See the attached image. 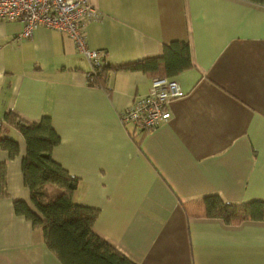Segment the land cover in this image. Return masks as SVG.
Wrapping results in <instances>:
<instances>
[{"label": "crops", "instance_id": "1", "mask_svg": "<svg viewBox=\"0 0 264 264\" xmlns=\"http://www.w3.org/2000/svg\"><path fill=\"white\" fill-rule=\"evenodd\" d=\"M91 63L65 33L44 26L18 38L0 19V264H62L40 227L14 211L34 210L21 169L23 135L5 119L48 116L60 141L51 156L77 178L76 203L96 208L92 231L137 264H264V221L228 225L202 213V199L264 200V4L245 0H89ZM185 41L191 67L173 77L183 91L171 117L141 132L119 114L154 77L111 66L158 56ZM21 142L23 145L21 146Z\"/></svg>", "mask_w": 264, "mask_h": 264}, {"label": "trees", "instance_id": "2", "mask_svg": "<svg viewBox=\"0 0 264 264\" xmlns=\"http://www.w3.org/2000/svg\"><path fill=\"white\" fill-rule=\"evenodd\" d=\"M264 4V0H245ZM189 45L185 41L173 40L163 44L158 56L111 66L114 69H139L154 77H173L191 67ZM103 62L95 78L106 69ZM24 137L26 151L22 158L21 169L26 186L30 190L31 209L24 200H15L14 211L24 215L32 225L40 227L45 245L62 264H137L126 254L111 246L92 231L98 210L76 203L72 193L77 187V178L71 176L51 156V151L60 138L51 125L48 116L38 121H25L16 118L11 121ZM145 132V131H143ZM0 147L13 157L18 150V142L1 133ZM5 171L0 169V190H4ZM201 215L218 218L225 224L244 221H264V200L246 203L227 202L219 195L202 199Z\"/></svg>", "mask_w": 264, "mask_h": 264}, {"label": "built area", "instance_id": "3", "mask_svg": "<svg viewBox=\"0 0 264 264\" xmlns=\"http://www.w3.org/2000/svg\"><path fill=\"white\" fill-rule=\"evenodd\" d=\"M99 17L100 12L89 0H0V19L17 20L22 24L18 38L31 36L39 26L67 34L76 50L91 63V70L87 72L90 82L104 61L101 50L88 48L84 31L87 22ZM182 95L174 79L153 77L147 93L137 96L120 112V122L141 132L155 128L171 117L169 106Z\"/></svg>", "mask_w": 264, "mask_h": 264}, {"label": "rangeland", "instance_id": "4", "mask_svg": "<svg viewBox=\"0 0 264 264\" xmlns=\"http://www.w3.org/2000/svg\"><path fill=\"white\" fill-rule=\"evenodd\" d=\"M9 137V136H8ZM23 145V143L21 142V146Z\"/></svg>", "mask_w": 264, "mask_h": 264}]
</instances>
